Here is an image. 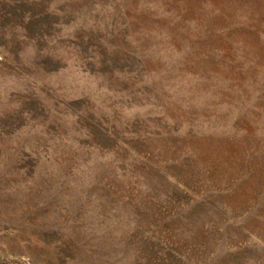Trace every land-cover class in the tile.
Here are the masks:
<instances>
[{
    "label": "rangeland",
    "instance_id": "1",
    "mask_svg": "<svg viewBox=\"0 0 264 264\" xmlns=\"http://www.w3.org/2000/svg\"><path fill=\"white\" fill-rule=\"evenodd\" d=\"M0 264H264V0H0Z\"/></svg>",
    "mask_w": 264,
    "mask_h": 264
}]
</instances>
